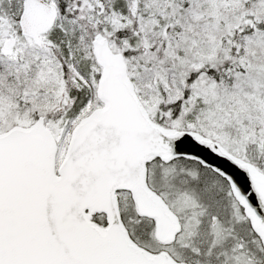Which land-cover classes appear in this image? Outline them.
I'll use <instances>...</instances> for the list:
<instances>
[{"label":"snow or ice","instance_id":"6c2138e0","mask_svg":"<svg viewBox=\"0 0 264 264\" xmlns=\"http://www.w3.org/2000/svg\"><path fill=\"white\" fill-rule=\"evenodd\" d=\"M0 264H264V0H0Z\"/></svg>","mask_w":264,"mask_h":264}]
</instances>
